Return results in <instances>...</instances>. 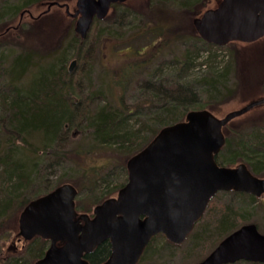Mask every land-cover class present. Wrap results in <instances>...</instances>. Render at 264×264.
<instances>
[{"label":"trees","instance_id":"obj_1","mask_svg":"<svg viewBox=\"0 0 264 264\" xmlns=\"http://www.w3.org/2000/svg\"><path fill=\"white\" fill-rule=\"evenodd\" d=\"M38 1L41 0H20L18 3L8 5L2 4L0 0V36L3 34L1 31L5 24L3 17L12 15L15 9L14 13ZM198 2L199 0L174 1L175 5L187 9L194 7ZM128 8L123 7L122 16L119 17L118 22H111V24L117 23L116 29L125 28V25L137 18V11L133 12ZM108 16L105 18L108 19ZM105 18L95 19L92 25L99 24ZM7 28L3 29L9 31ZM98 31L99 35L103 36H116L115 32H117L109 28H98ZM141 34L142 37L146 36L153 41L152 45L156 47L157 52L175 43L181 44L183 49L179 58L169 60L170 64L166 66L171 67V73L163 82L152 78L143 81V88H147L150 94L132 106L124 102L122 98L119 103H113L105 96L103 89L95 88L93 85H89V90L84 94L80 82L73 79L72 71L66 67V52L73 47L76 63L77 60L88 59L91 67L93 62L91 54L94 49L91 43L87 44L86 38L71 37L65 48L58 51L51 60L45 61L50 62L49 65L44 64L43 61L39 62V57L35 56L29 44L16 43L21 50L15 54L11 52L14 51L11 45L7 48V52L0 46V231L7 229L11 215L18 209H22L29 200L66 181L61 178V175L51 181L47 168L43 165L37 166L32 159L39 153H51L56 157L63 154L59 148L69 142L72 129L77 128L81 132L88 130L93 142L101 146H114L113 151L124 156L121 163L113 164L112 169L106 173L111 178L110 175L121 171L124 174L121 179L118 175L112 179L100 177L99 172L93 169L91 172L84 171L83 179L78 186L84 189L85 193L83 198H79L80 193L78 194L77 191L75 204L78 211H86L85 203L90 201L99 203L126 182L124 160L149 142L162 126L182 120L188 110L205 108L209 104L196 97L195 84L192 82L195 80H188L187 77L194 59L201 50L221 46L208 43L199 36L193 38L181 32L178 34V30L171 26L167 28L153 26L142 31ZM156 38H163L161 45H155ZM0 45H2L1 40ZM140 48H142L140 52L145 50L144 47ZM149 60L152 61L153 58L145 59L143 56L142 59L131 61L134 66L133 71L147 66L150 63ZM129 63L125 65H130ZM165 63L164 60L163 64ZM31 66L35 71L26 78L25 75ZM224 68L217 70L211 66L210 72L213 70L216 74L214 72L212 75L209 74L211 81L209 83L205 81L204 85H208L212 90L219 82L223 83ZM89 75L88 71L85 76ZM86 80L88 83L89 77ZM130 80L129 75L128 78H123L121 72L116 85L121 88V91H125ZM233 134L232 137H226L225 144L215 155L216 161L226 165H231L238 160L244 161L254 174L264 176V143L261 142L260 135L256 132L244 133L242 130L235 131ZM68 183L76 186L74 181ZM110 183L114 186H109ZM105 187H107L106 190ZM247 195L250 199H254L253 195ZM241 215L243 222H253L244 213ZM240 224L242 223L234 222L231 208L228 206L226 211L212 221L211 225L200 228V235L202 234L201 237H203L208 232L217 235L214 247L221 238ZM257 227L259 229L258 224ZM156 235L149 241L140 259ZM25 241L24 249L20 253L1 256L0 264H33L44 254L49 243L48 240L39 236ZM110 248L109 240H105L84 257L90 264H98L106 259ZM228 264L264 263L239 260Z\"/></svg>","mask_w":264,"mask_h":264},{"label":"water","instance_id":"obj_2","mask_svg":"<svg viewBox=\"0 0 264 264\" xmlns=\"http://www.w3.org/2000/svg\"><path fill=\"white\" fill-rule=\"evenodd\" d=\"M126 0H76L75 8L52 1L75 18L74 30L86 38L94 19ZM201 39L215 45L251 42L264 35V0H220L192 20ZM76 64L72 59L69 71ZM264 103V97L216 116L206 108L187 111L184 119L162 126L126 161L127 180L116 195L93 207L92 215L75 207L77 188L68 182L29 200L18 217L24 240L49 241L33 264H90L85 254L105 240L110 253L98 264H136L151 238L163 233L181 243L220 190L261 196L264 177L244 162L219 165L215 155L225 143L222 131L231 119ZM239 260L264 263V233L254 222L227 233L202 259L190 264H228Z\"/></svg>","mask_w":264,"mask_h":264},{"label":"rangeland","instance_id":"obj_3","mask_svg":"<svg viewBox=\"0 0 264 264\" xmlns=\"http://www.w3.org/2000/svg\"><path fill=\"white\" fill-rule=\"evenodd\" d=\"M1 1L2 4L10 5L18 3L20 0ZM52 1L56 0H41L20 9L16 13H14L15 9L12 15L3 17L5 21L3 28L8 27L9 31L2 28L1 48H4V51L7 52V48L11 45L14 48V51L11 52L15 54L21 50L18 47L19 44H29L41 63L47 61V59L51 60L58 51L65 48L71 37H80L74 30L75 18L69 16L64 7L52 5L48 9V4ZM174 1L126 0L118 2L114 6H110L106 15H109L108 19L105 16L104 21L95 26L91 25L86 37L87 44L91 43L92 49H94L91 54L93 59L91 67L88 59L86 61L77 60L71 70L73 79L80 82L84 94L89 90V85H93L95 88L103 89L105 96L113 103H119L122 98L124 102L132 106V104L140 102L141 99L150 94L147 88H143L144 80L152 78L163 82L169 76L171 67L166 65L170 64L169 60L181 56L183 46L179 43L169 44L157 52L156 47L152 45L153 41L146 36L142 37L141 32L153 26L164 28L171 26L173 29L178 30V34L181 32L185 36L194 38L199 35L193 26V18L200 15L207 8L215 7L220 2V0H199L194 7L187 9L175 5ZM59 2L68 4L70 11H73L76 0ZM123 7H129L128 9L133 12L137 11V18L125 25V28L116 29L117 23L111 24V22H118L119 17L122 16L121 10H123ZM10 24L13 26H9ZM98 28H109L114 32L117 31L115 32L116 36L111 34V36L99 35ZM162 39L156 38L154 40L156 41L155 45H161ZM158 42L160 43L158 44ZM218 46L221 47H207L208 49L204 48L200 51L194 59V64L187 79L195 80L192 82L195 84L196 97L209 103L205 108H209L208 110L216 116L222 117L231 110L238 109L252 100L264 97V37L248 43L230 41ZM140 47H144L145 50L140 52V49L142 50ZM73 51L74 48L70 47L66 52V67H69L71 60L75 58ZM143 56L145 59L153 58V60H149L150 63L147 66L134 72L131 61L138 58L142 59ZM210 58L211 61H209ZM164 60L165 64H163ZM128 62H130V65H125ZM44 64L49 65L50 62ZM211 66L217 70L225 67V74L223 73L222 77L223 83L219 82L217 85L215 82L217 87L212 90L208 85H204L205 81L207 83L211 81L209 74L212 75V72H214L213 70L210 72ZM28 70L25 75L26 78H29L32 72L35 71L33 66ZM88 71L90 81L87 83L86 78L88 77L85 74ZM121 72L123 78H128L129 75L131 79L130 83L126 85L125 91H121V88L116 85ZM263 123L264 103L250 108L224 125L222 131L224 130L223 133H225V141L226 137L234 135L233 132L242 130L248 134L249 132L258 133L261 142L264 143ZM69 138V142L64 147L59 148L63 152L60 156L56 157L51 153H39L38 156L31 159L36 162L37 166L43 165L47 168L51 181L60 175L61 178L66 180L64 182L74 181L78 194L80 193L79 198H83L85 190L78 185L81 184L84 171L97 170L100 177L109 178L106 173L112 169L113 164L121 163L124 156L119 152H114V146H101L93 142L90 139L88 130L81 132L80 129L74 128L70 132ZM126 160H124L125 167ZM239 162L244 161L238 160L231 165H237ZM244 163L247 165L246 162ZM117 175L121 179L124 174L117 171V173L110 175L111 178L109 179ZM260 177L264 176L260 174ZM109 186L113 187L114 185L110 183ZM116 192L117 190L111 193L110 196L116 195ZM247 194L250 193L235 190L218 191L209 201L201 219L195 223L183 242L172 243L164 234L158 233L151 241L150 247L144 252L143 257L136 264H190L202 259L213 248L217 235L208 232L201 237L200 228L204 225H211L212 221L226 211L228 206L231 208L236 224L246 223L242 220L241 213H244L250 221L257 223L259 230L264 233V193L261 196L253 195L254 199H250ZM79 198L78 200H80ZM90 202L85 203L86 211L81 210V212L92 213L93 207L97 203ZM20 211L21 208L11 215L6 226L9 230L0 231V257L8 254L17 255L24 249L26 241L18 234Z\"/></svg>","mask_w":264,"mask_h":264},{"label":"flooded vegetation","instance_id":"obj_4","mask_svg":"<svg viewBox=\"0 0 264 264\" xmlns=\"http://www.w3.org/2000/svg\"><path fill=\"white\" fill-rule=\"evenodd\" d=\"M262 37H264V35H263ZM262 37H260V38H262ZM260 38H258V39H260ZM258 39H257V40H258ZM255 41H256V40H255ZM252 42H253V41H252ZM244 43H245V42H244ZM247 43H248V42H247ZM88 213H89V212H88Z\"/></svg>","mask_w":264,"mask_h":264}]
</instances>
